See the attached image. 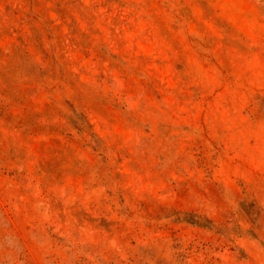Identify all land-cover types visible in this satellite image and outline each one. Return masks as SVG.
Masks as SVG:
<instances>
[{
	"label": "rangeland",
	"instance_id": "rangeland-1",
	"mask_svg": "<svg viewBox=\"0 0 264 264\" xmlns=\"http://www.w3.org/2000/svg\"><path fill=\"white\" fill-rule=\"evenodd\" d=\"M0 264H264V0H0Z\"/></svg>",
	"mask_w": 264,
	"mask_h": 264
}]
</instances>
